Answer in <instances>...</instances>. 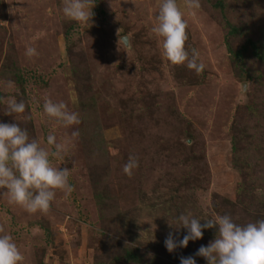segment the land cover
<instances>
[{
	"label": "rangeland",
	"instance_id": "374dc122",
	"mask_svg": "<svg viewBox=\"0 0 264 264\" xmlns=\"http://www.w3.org/2000/svg\"><path fill=\"white\" fill-rule=\"evenodd\" d=\"M215 1L188 9L177 0L188 24L185 47L205 65L197 74L169 62L151 31L161 0H93L88 24L67 18L64 0H0V121L18 123L50 152L49 134L70 141L52 163L70 169L73 191L56 190L48 211L10 205L0 189V234L13 237L22 264H134L129 249L146 264H180L216 229L170 253L164 241L179 214L264 219V63L247 49L242 65L251 79L243 80L227 46L239 48L248 35L262 42L264 0H219L242 28L229 38ZM27 46L38 55L26 56ZM9 96L24 101V113L5 114ZM49 98L80 123L49 118ZM133 155L139 167L129 176L123 167Z\"/></svg>",
	"mask_w": 264,
	"mask_h": 264
},
{
	"label": "clouds",
	"instance_id": "9594fccd",
	"mask_svg": "<svg viewBox=\"0 0 264 264\" xmlns=\"http://www.w3.org/2000/svg\"><path fill=\"white\" fill-rule=\"evenodd\" d=\"M93 0H64L63 13L70 20L88 24L95 15ZM188 9H198L200 0H185ZM187 20L177 0H161L156 23L151 31L162 39L163 55L174 65L185 64L197 74L205 70L200 61L199 52L193 48L191 53L186 49L188 39ZM125 45L130 38L120 37ZM25 55L37 56L35 47L27 46ZM9 87H13L9 82ZM243 90L247 92V85ZM0 102L4 98L0 97ZM7 112L21 114L26 104L15 96L7 98ZM44 113L59 124L69 127L80 123L77 112L69 111L64 102L46 99L43 104ZM74 131L72 136H78ZM70 141L58 143L54 134L47 136V144L53 151L42 147L37 139H30L27 129L18 123L0 121V189L8 196L10 205H18L28 213L46 212L56 198V190L65 195L73 191L69 183L70 169L53 166L52 159L64 158ZM139 167L136 156H130L123 171L131 176ZM201 221H205L202 223ZM176 231L169 232L164 243L171 253L177 248H186L189 241L203 238L205 229H216V236L207 246H201L195 256L204 257L207 264H264V219L246 224L237 223L230 214L214 215L210 219H200L191 212L181 213L176 217ZM186 232L180 238V229ZM195 256L180 257V264H197ZM25 257L10 234H0V264H22Z\"/></svg>",
	"mask_w": 264,
	"mask_h": 264
},
{
	"label": "trees",
	"instance_id": "16d2710c",
	"mask_svg": "<svg viewBox=\"0 0 264 264\" xmlns=\"http://www.w3.org/2000/svg\"><path fill=\"white\" fill-rule=\"evenodd\" d=\"M214 6L216 7V9L219 10V12L222 14V21L224 22L225 25H227V30H226V37H236V36H240L242 35V28L240 26H237L234 22L231 21L230 15L228 10H226V7L224 6L222 1H215ZM249 36V37H248ZM245 38V41L243 43L242 46H240L239 48L233 50L232 47H230V44L227 43L228 51H230L233 55L234 60L236 61L235 65L239 66L241 69H239V77H241L243 80H250L251 76L249 74H247L248 72L244 69L242 62H244V52L247 51V49L250 50L251 54L259 61L264 63V33L262 34V42L259 44V42H256L255 40H253V38H251L250 35H248ZM247 72V73H246ZM261 78V77H259ZM258 78V79H259ZM83 112H86V109L83 110ZM254 115V114H253ZM234 142H233V148L236 146V143L238 144V140L237 138H233ZM260 147V145H253L252 149H256L258 150ZM236 148V147H235ZM235 150V149H234ZM255 150V151H256ZM237 151V150H236ZM256 153V152H255ZM236 154H238V151L236 152ZM256 160V159H255ZM235 165L236 164V160H235ZM239 168L241 169L242 166L238 165ZM125 258L126 260L134 263V264H146L144 262H142V256L138 253V251L135 250H127L125 252ZM150 264V263H148ZM152 264V263H151Z\"/></svg>",
	"mask_w": 264,
	"mask_h": 264
}]
</instances>
